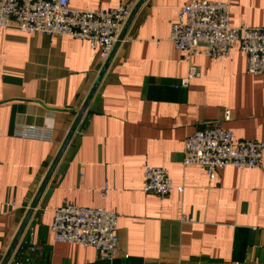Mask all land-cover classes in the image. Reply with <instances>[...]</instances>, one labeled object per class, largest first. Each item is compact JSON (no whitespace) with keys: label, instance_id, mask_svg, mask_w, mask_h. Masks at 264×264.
Masks as SVG:
<instances>
[{"label":"crops","instance_id":"obj_1","mask_svg":"<svg viewBox=\"0 0 264 264\" xmlns=\"http://www.w3.org/2000/svg\"><path fill=\"white\" fill-rule=\"evenodd\" d=\"M192 1L146 0L135 16L21 240L38 246L37 264H264V159L214 179L184 164L186 138L215 122L236 139L264 141V73L247 71L239 44L216 59L189 56L170 39L179 8ZM212 1L230 4L235 27L264 26V0ZM138 2L69 5L132 10ZM191 65L200 76L176 88ZM102 68L88 41L0 27V264ZM18 126L52 137H20ZM147 165L168 169V196L145 192ZM65 202L118 215L113 261L53 240V209Z\"/></svg>","mask_w":264,"mask_h":264},{"label":"built area","instance_id":"obj_2","mask_svg":"<svg viewBox=\"0 0 264 264\" xmlns=\"http://www.w3.org/2000/svg\"><path fill=\"white\" fill-rule=\"evenodd\" d=\"M131 14L126 4L117 7L79 10L69 0H0V27H14L21 32L57 37L70 35L88 41L99 51L101 63L110 57L124 24ZM170 39L189 56L229 57L234 46L247 57L250 74L264 73V26L247 24L235 27L230 22V4L212 0H193L179 8L171 27ZM200 76L191 65L188 74L175 85L187 88ZM15 134L24 138L50 139L52 133L34 126H18ZM185 165L202 166L214 179L220 170L260 168L264 159V141L236 139L233 130L218 122L199 129L185 140ZM144 190L164 198L174 188L167 168L147 165ZM179 192L182 186L177 187ZM53 240L94 247L113 261L119 251L118 215L103 207H88L65 202L53 209ZM38 246L30 242L27 249L19 243L9 264H37L32 258ZM229 264H241L233 262Z\"/></svg>","mask_w":264,"mask_h":264},{"label":"water","instance_id":"obj_3","mask_svg":"<svg viewBox=\"0 0 264 264\" xmlns=\"http://www.w3.org/2000/svg\"><path fill=\"white\" fill-rule=\"evenodd\" d=\"M146 0H139V2L133 7V9L131 10V14L130 16L128 17V19L126 20L125 24H124V27L119 35V38H118V41L116 42L115 46H114V49L110 55V57L107 59V61L105 62L103 68H102V71L99 75V79L98 81L93 85L92 89L90 90L89 94L87 95V97L85 98L84 102H83V105L82 107L80 108L74 122L72 123L69 131L67 132L61 146L59 147L53 161L51 162L48 170H47V173L45 175V178L44 180L42 181V184L41 186L39 187L38 191L36 192L1 264H9L13 254L15 253L19 243L21 242L23 236H24V233L30 223V220H31V217L36 209V207L38 206L40 200H41V197L43 196V193L47 187V184L49 183L50 179L52 178L54 172L56 171L60 161L62 160L63 156L65 155L79 125H80V122L82 121L83 119V116L89 106V103L91 101V99L93 98L96 90H97V87L100 83V80L101 78L103 77L105 71L109 68L116 52H117V49L119 48V46L121 45L122 41L124 40L132 22L134 21V18L135 16L137 15L138 11L140 10V8L142 7V5L145 3Z\"/></svg>","mask_w":264,"mask_h":264}]
</instances>
